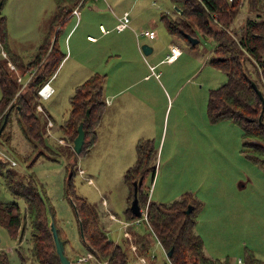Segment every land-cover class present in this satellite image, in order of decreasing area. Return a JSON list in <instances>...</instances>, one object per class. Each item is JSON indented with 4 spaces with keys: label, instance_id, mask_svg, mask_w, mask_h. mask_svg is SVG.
<instances>
[{
    "label": "rangeland",
    "instance_id": "obj_1",
    "mask_svg": "<svg viewBox=\"0 0 264 264\" xmlns=\"http://www.w3.org/2000/svg\"><path fill=\"white\" fill-rule=\"evenodd\" d=\"M74 1L77 0H0V17L6 19L9 50L27 62L36 56L49 35L52 42L58 32V44L62 43L64 52L67 49L62 35L64 27L60 30L62 24L56 27L52 24L58 9L62 6L72 9ZM106 1L115 10L116 0ZM135 3L131 7L122 1L121 5L130 9L131 25L136 30L156 32L155 39L149 40L143 35L141 38L143 42L154 44L155 60L150 56L144 58L148 67L155 66L158 78L141 63L127 59L102 67L101 70L110 72L109 89L113 92L124 86L123 74L129 80L136 72L137 81L128 89L118 91L113 107L103 109L95 144L90 146L92 135L89 134L84 143L87 147L78 153L74 137L67 132V122L71 116L70 99L80 81L67 73L68 62L60 72L57 69V77L52 82L56 90L53 96L34 102L37 114L42 121L46 120L42 127L46 130L45 145L51 151H46V156L37 153L13 114L6 126V131L12 134L11 147L0 143V153L5 154L16 169L36 175L42 193L54 209L52 220L65 240V252L74 261L88 251L73 201L66 196L69 171H73V191L89 203L108 237L125 246L130 264L166 261L164 249L145 216L130 225L127 223L129 226L123 229L125 212L132 202L125 173L136 162L139 138L151 139L155 147L152 165H155L156 175L153 180L150 172L144 184L150 192V200L169 202L189 188L197 190L191 192L201 201L196 231L202 237L204 253L214 258H228L231 263H238V258L244 259L246 253L264 261V172L244 156L240 127L229 120L212 122L206 113L209 90L227 79L221 65L209 63L216 57L215 43L201 37L192 48L181 36L169 33L160 14L173 15L171 0H136ZM96 5L99 13L109 10L104 4ZM247 16L254 17V13L243 4L234 22L238 33ZM88 22H91L88 17L82 20L73 40L82 38ZM231 35L236 39L233 33ZM171 42L182 48V53L175 62L169 63L164 58ZM0 59L17 82L24 85L26 78L10 63V53L1 42ZM248 69L253 71L250 65ZM145 74L149 75L145 77ZM1 95L0 89V99ZM28 158L33 160L31 164ZM0 198L5 203L17 200L21 209H25L24 201L15 199L1 183ZM28 237L29 229L22 244ZM0 239V246L21 264L15 251L19 239L12 240L2 226ZM142 243L146 250L142 249ZM25 248H29L28 243ZM94 259L90 260L92 264H107Z\"/></svg>",
    "mask_w": 264,
    "mask_h": 264
},
{
    "label": "trees",
    "instance_id": "obj_2",
    "mask_svg": "<svg viewBox=\"0 0 264 264\" xmlns=\"http://www.w3.org/2000/svg\"><path fill=\"white\" fill-rule=\"evenodd\" d=\"M262 0H245L248 11L254 17H246L240 33L234 27V22L241 8L240 0H171L173 15L160 14V19L171 34L181 36L191 47L187 38L178 30L181 28L191 36L209 38L214 41L213 52L216 57L209 63L221 65L226 73V81L216 88L209 90L206 103V113L210 121L229 120L241 129L242 152L264 172V108L252 82L264 96V3ZM76 3V1H74ZM68 6H62L54 16L53 27L62 24L70 14ZM231 33L236 36L232 37ZM6 19L0 17V42L10 53V63L21 70V74L32 72L30 80L23 88L0 59V128L6 121L5 128L0 132V143L11 147V131H6L12 115L17 120L23 132L37 153L51 151L45 145L43 129L46 120L37 114L34 102L38 100L39 87L58 69L66 53L58 46V32L52 42H43L34 58L25 62L21 56L8 48ZM238 36V37H237ZM248 65L252 67L251 71ZM105 74L95 73L82 84L78 85L71 97V116L67 132L75 137L78 124L84 120L85 143L89 134L90 146L96 139V126L102 116L105 106L103 98V83ZM84 90V91H83ZM83 91L81 94L80 92ZM87 91V93H86ZM82 95L81 99H78ZM90 108V114L86 111ZM260 119L258 115L261 113ZM43 126V127H42ZM7 141L9 143H7ZM87 147V145H85ZM83 147V148H85ZM154 142L151 139H139L136 145V162L126 170L125 180L130 188L129 201L134 196V181L141 176L143 182L138 189V200L147 214V221L155 232L159 244L165 254L171 249L168 257L170 264H236L228 258L210 257L203 251V240L196 231L197 210L201 201L191 191H183L169 202H154L150 200V192L144 186L146 176L152 172L155 177ZM45 152V153H44ZM33 161V160H32ZM28 158L27 162H30ZM73 171H69L66 196L71 198L83 224L82 238L87 250L95 256V262L107 264H130L125 246L110 239L99 225L90 210L89 203L73 191ZM154 180V179H153ZM0 183L15 197L22 199L25 209L22 210L17 200L5 203L0 198V226L4 227L12 240H18L15 248L21 264H62L56 251L55 241L51 230L54 219V209L48 203L47 197L41 191L40 183L34 173H24L11 164L5 154L0 153ZM191 210L185 213L187 205ZM126 221L131 222L140 217L131 208L125 212ZM142 217V216H141ZM78 218V222H79ZM27 229L29 248L22 244ZM58 230V228H57ZM60 238L65 244V240ZM142 243V249L146 247ZM167 257V255H166ZM244 264H264V261L246 253ZM92 264V261H87ZM236 262V261H235ZM0 264H17L11 253L0 247Z\"/></svg>",
    "mask_w": 264,
    "mask_h": 264
},
{
    "label": "crops",
    "instance_id": "obj_3",
    "mask_svg": "<svg viewBox=\"0 0 264 264\" xmlns=\"http://www.w3.org/2000/svg\"><path fill=\"white\" fill-rule=\"evenodd\" d=\"M79 1L80 0L76 1L75 5L70 11V14L65 18L64 22L60 27V30L62 29V27H64L62 35L67 49H64V53H66V55L58 67L59 68L58 72H60V70L64 66H66V64L69 62L68 67L70 70H67V73L74 75V78L80 81L77 85L74 84L76 86L82 84L84 81H86L89 77H91L95 73L105 74L106 78L103 83L102 94L105 100L104 109L107 107L109 109L114 106L115 99L119 95L118 93L128 89L131 84L137 81V79H135L136 72L132 75V77L129 80L127 75L122 73L123 75L121 76V79H122V84L124 86L121 88L114 89L115 92H113L109 89V83L111 80L109 76L110 72H108L107 70H101V68L107 67L113 61H118L117 63H119L120 61L122 60L124 61L125 59H127L128 61H132L133 63H137V62L141 63L145 67V69L149 68L150 71L154 73L155 66L148 67L146 59L144 58V56H150L152 60H155L153 56L155 50L154 44L149 41L143 42L141 35H143V37L148 38L149 40L155 39L156 36L151 38L144 33L145 31L152 29H142L141 31L136 30L137 28H134L131 25V19L129 26L123 29L122 31H118L115 28V25L118 22V17L126 12L129 13L130 10V9H125L124 5H121V2L123 1L125 2V4H128L129 6L133 7L136 4L135 3L136 0H116L115 10L113 9L112 5L108 3L106 0H86L83 3V5L80 7V11H81L80 18H77V16H75L72 11L74 7H76ZM96 4H99L101 7L104 4L109 8V10L104 9L105 10L104 13H99L100 11L98 10L97 12V9L95 8L97 7ZM86 17H88V19L91 22H88V26L83 32L82 38H80L79 40H73L72 38L73 36H75V34H77V31L82 24V20L84 18L86 19ZM74 18L75 21H73ZM70 21L73 22L69 25ZM205 39H209V38H205ZM59 43L60 45L58 44V46L61 48L62 43L60 41ZM144 44H148L152 48V51L147 55L144 53L142 48ZM170 44L172 45L175 43L171 42ZM180 50H181L180 52L181 55L182 48H180ZM180 55L172 62H175L180 57ZM159 61H157L156 64H158ZM58 72L56 70V72L49 79L45 81V82L48 81L49 84L51 85L53 89L52 93L47 98L39 95L38 100H40V98L49 99L56 92L55 87L52 85V82L53 79L57 77ZM31 74L32 73L29 72L24 75V78H26V80L24 82L23 87L30 80ZM129 74H131V72H129ZM154 74L157 77L158 74L157 73ZM148 75L149 74H145L144 76L146 77ZM140 78H142V75L139 76V79ZM101 118L99 119L95 129L96 130L95 142L97 140V129L101 122ZM95 142L93 144H95ZM135 155H136V151H135ZM155 175H156V169H155ZM188 191H192L195 193L197 192V190H192L191 188H189ZM131 222L125 221L123 229L125 230V228L128 227ZM0 244H1V240H0Z\"/></svg>",
    "mask_w": 264,
    "mask_h": 264
},
{
    "label": "water",
    "instance_id": "obj_4",
    "mask_svg": "<svg viewBox=\"0 0 264 264\" xmlns=\"http://www.w3.org/2000/svg\"><path fill=\"white\" fill-rule=\"evenodd\" d=\"M174 9L179 10L176 6H173ZM0 9H1V5H0ZM180 12V10H179ZM179 32L185 37L187 38V40L191 43V44H196L199 41L198 37H194L191 36L190 34H188L187 32H184L181 28H178ZM144 53L147 55L152 51V48L148 45V44H144L142 46ZM217 60H223V57H216ZM252 85L255 89V91L258 94V97L260 99V103H261V107L262 110L264 108V96L261 93V91L258 89V87L255 85L254 82H252ZM90 108L87 109V115L90 114ZM262 110L261 113L258 115V119H260V116L262 114ZM6 125V121L4 122V124L1 126L0 128V132L3 130V128ZM84 143H85V129H84V120H81L78 124V132L77 135L74 137V148L76 150V152L80 153L83 150L84 147ZM143 182V177L141 176L138 180L134 181V196L130 205L131 211L138 217L142 216V209L141 206L139 204V200H138V189L141 186ZM191 210V205H187V207L185 208L184 212L188 213ZM79 216V215H78ZM79 218V217H78ZM79 225L82 231V236L84 238V234H83V224L82 221L79 218ZM51 230L53 233V238L55 241V246H56V251L57 254L59 255V258L62 262V264H89L86 261H74L72 260L65 252V244L63 242V240L60 238L57 227L55 225V222L52 220L51 221ZM1 240V239H0ZM171 254V249H169L166 253L167 255V259L163 264H170L168 257Z\"/></svg>",
    "mask_w": 264,
    "mask_h": 264
},
{
    "label": "built area",
    "instance_id": "obj_5",
    "mask_svg": "<svg viewBox=\"0 0 264 264\" xmlns=\"http://www.w3.org/2000/svg\"><path fill=\"white\" fill-rule=\"evenodd\" d=\"M86 0H80L78 2V4L76 5V7H74L73 9V14L75 16H77V18H80V7L83 5V3L85 2ZM228 1H232V0H228ZM244 2V0H240L239 4L242 5V3ZM129 23H130V15L128 12L122 14L121 16L118 17V22L117 24L115 25V28L118 30V31H122L123 29H125L126 27L129 26ZM145 34H147L149 37L153 38L156 36V32L154 30H148V31H145L144 32ZM180 48L175 45V44H172L170 45L169 47V52L166 54L164 60L167 61V62H172L174 61L179 55H180ZM33 74V71L31 72ZM31 74V75H32ZM52 87L51 85L49 84V82H44L38 89V93L39 95L47 98L51 93H52ZM14 163H16V161H13ZM142 216H145V219H147V214L146 212L142 209ZM141 218V217H140ZM139 219V218H138ZM136 219V221L138 220ZM95 258V256L93 255V253L91 252H88L84 255H80L77 259V261H89L91 259ZM238 263L236 264H244V260L242 258H238L237 260Z\"/></svg>",
    "mask_w": 264,
    "mask_h": 264
}]
</instances>
